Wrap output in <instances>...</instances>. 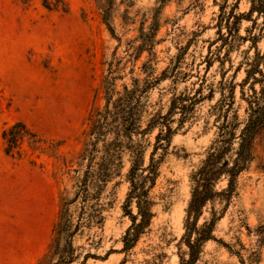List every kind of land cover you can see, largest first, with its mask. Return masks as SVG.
<instances>
[{"label": "rangeland", "instance_id": "1", "mask_svg": "<svg viewBox=\"0 0 264 264\" xmlns=\"http://www.w3.org/2000/svg\"><path fill=\"white\" fill-rule=\"evenodd\" d=\"M65 1L66 13L47 11L41 0L27 4L0 0V264H49L61 198L65 190L71 192L87 117L104 105L102 82L118 46L107 25L124 46L156 19L153 68L156 77L163 72L168 76L150 91L149 110L165 115L173 96L191 93L197 76L206 74L202 60L216 38L219 12L214 1L218 5L237 2L170 0L162 7L160 0ZM247 9L248 3L242 0L236 12ZM247 26L243 21L239 35L245 36ZM247 47L249 42L243 41L240 51L230 56L232 64H224L229 76L235 74V83L244 78L243 69L236 70ZM258 47L262 49V44ZM116 56H124L123 47ZM147 59L144 52L135 63L136 73ZM131 65L120 74L124 78L116 82L118 87L135 77L130 74ZM218 71L215 62L206 74L209 82L219 80ZM235 97L238 102V88ZM217 99V92L213 99L205 97L196 105L192 120L181 123L178 114L172 116L171 146L150 190L153 217L137 245L128 254L120 251L131 223L123 210L129 184L124 177L117 178L104 193H112L111 206L102 214L104 223L90 231L96 245H89L88 232L76 235V254L69 264H80L86 253L97 259L85 264H145L155 257L156 264H179L180 257L188 258L181 240L189 176L214 138L207 112ZM18 122L45 141V148L56 147L36 150L23 143L21 157L7 156L1 134ZM158 133L157 128L149 137L145 165ZM128 167L125 161L123 175ZM237 193L194 264H264V132L255 142V160L240 175ZM209 217L207 208L198 224Z\"/></svg>", "mask_w": 264, "mask_h": 264}, {"label": "trees", "instance_id": "2", "mask_svg": "<svg viewBox=\"0 0 264 264\" xmlns=\"http://www.w3.org/2000/svg\"><path fill=\"white\" fill-rule=\"evenodd\" d=\"M20 1L23 4L29 2ZM168 1L159 2L163 7ZM241 1L237 0L235 5L227 2L218 5L214 1L219 10L215 24L216 38L210 41L202 63L207 74L217 62L219 80L213 83L208 81L206 74L198 75L192 92L174 95L165 115L149 110L150 91L163 77L168 76L167 72H163L161 77H156L153 68L156 58L153 47L159 30L156 19L147 27V31L141 27L138 36L128 40L124 46L122 39L115 37L113 29L107 25L118 46L107 64V73L102 82L104 105L91 111L87 117L85 142L76 162L78 169L72 171L71 192L65 190L61 198L49 264L71 263L76 254V248L73 247L76 235L88 232L89 245H96L90 231L104 223L102 214L110 208L112 196L111 192L107 196L104 193L117 178L124 177L129 184L123 210L131 223L122 237L120 251L128 254L137 245L153 217L154 203L150 190L155 185L159 166L171 146L172 116L178 114L181 123L194 119L196 105L205 97L213 99L217 92L218 99L207 112L212 118L214 138L189 176L190 196L181 240L187 249L188 258L180 257L179 264H194L197 261L202 245L213 239L217 221L238 195L240 175L255 160V142L264 132V0H246L247 11L237 13ZM41 5L47 11H68L65 0H41ZM103 19L107 21V11ZM126 19L127 22L131 21L128 16ZM243 21L248 23L244 30L245 36L239 35ZM243 41H248L249 47L241 51L242 59L236 71L243 69L244 78L235 83V74L229 76L224 64L226 61L231 63V54L240 51ZM259 44H262V49H259ZM121 47L124 56L117 57V50ZM144 52H147L148 59L138 67L136 73L135 63ZM129 63L132 64L130 74L135 77L130 78L129 84L123 83L118 87L116 82L123 80L120 74ZM236 88L239 89V103L235 97ZM157 128L159 133L154 138L145 165V153L151 145L149 137ZM1 139L4 153L10 157H21L23 143L36 150L56 147L50 145L45 148V141L21 122L3 130ZM125 161L129 167L123 175ZM69 194L71 197H68ZM104 199H108V202ZM207 208L210 217L199 225L198 221ZM90 258L97 259L95 255L86 253L80 264H85ZM155 259L145 264H156Z\"/></svg>", "mask_w": 264, "mask_h": 264}]
</instances>
